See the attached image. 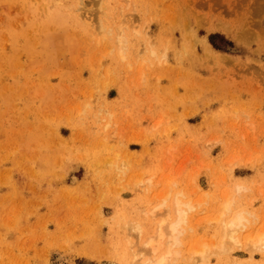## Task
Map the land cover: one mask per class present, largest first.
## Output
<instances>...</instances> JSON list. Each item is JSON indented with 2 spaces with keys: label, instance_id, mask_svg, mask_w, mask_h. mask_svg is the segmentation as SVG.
I'll return each mask as SVG.
<instances>
[{
  "label": "rangeland",
  "instance_id": "374dc122",
  "mask_svg": "<svg viewBox=\"0 0 264 264\" xmlns=\"http://www.w3.org/2000/svg\"><path fill=\"white\" fill-rule=\"evenodd\" d=\"M178 192L171 264H264V0H0V264H127Z\"/></svg>",
  "mask_w": 264,
  "mask_h": 264
},
{
  "label": "bare ground",
  "instance_id": "6f19581e",
  "mask_svg": "<svg viewBox=\"0 0 264 264\" xmlns=\"http://www.w3.org/2000/svg\"><path fill=\"white\" fill-rule=\"evenodd\" d=\"M104 28L107 29L106 27H104ZM108 29H110V28H108ZM140 183H141V181H140ZM146 189H148V188H146ZM164 194L168 195L169 193L165 192ZM181 194H182L181 192L173 193L172 196L169 195L170 197H168L165 195L166 197L164 196L163 198H162L163 195H161L160 203H157L156 204L157 206L155 207V209H153L151 211L156 212L157 211L156 209L166 208V209H168V212H167V214L163 213V212H166V209L163 210L162 213L158 212V216H161V217H158L159 220L156 222V228L154 229L155 230L154 235L151 237L148 236L147 239H144L143 240L144 242H141L139 244L140 246L138 247V249H137V247L135 248L134 243H131V242L127 243V241H126L127 245L126 244L125 245L128 248L130 247L129 249H131L130 251H132L131 254L133 257V258H131V261L127 262V264H171V261H173V259L178 256L179 252H178L177 247L180 244L179 236L182 233L183 225H184V222H185V219L187 216V212L189 210H192L191 203L187 202V201L185 202L182 199L183 195H181ZM180 195H181V197H180ZM232 206H233V200L231 199V197H230V199L226 198L225 202L221 206V208H222L221 214H219V217L216 219V221H220V219L222 218L223 215H225L226 216L225 218H227V219H225V218L222 219V223L219 226V230H217L218 239H216V243L213 244L211 248H209L207 243L202 241V240L198 241L197 243H193V245L189 246L191 248L193 246V248H192L193 251H192V249H190V253H191L190 255H193L194 257L197 256L196 258H198V260L204 262V261H207L208 257H210L209 255H214V256L219 258L220 256L227 253L230 250V247H232V246H228L229 244L232 245L231 242H233V244L236 245V248H238L240 246V243H241L239 240L240 236L238 237L237 234L239 235L240 231L243 228H246L247 225L249 227L250 223L251 224L252 223L255 224V223L253 222L254 220L250 221L252 219H250V220L248 219V217H250V218L253 217L250 213L248 214L246 211H243V210L233 211ZM144 214H145L144 216L146 217L147 213H145V211H144ZM154 214H157V213H154ZM151 215L153 217L157 216V215H153V213ZM228 215H230V216H228ZM254 219L256 220L257 218L254 217ZM139 222H137V220L135 218V220L133 222H131L129 224V226H127L128 232H132V233L134 232V234L137 233L138 235H141L143 231L141 230V228L138 224ZM151 222L153 223L154 221H151ZM263 225L262 224H260V226L258 225L259 226L258 230H257L258 233H257V231H255V233L253 234V237L250 236L251 233H249V234L243 233L244 236L247 235V236H245L247 238H245L242 235L243 238H245V240H246V242H244L245 240L243 239V242L247 246L244 244L243 245H244L245 249L247 248V250L249 252V259H251L252 254L254 252L258 251V252L264 253V228H263ZM125 228H126V226H125ZM259 228H261L262 231H260ZM127 229L125 230L126 233H127ZM245 232H246V229H245ZM247 233H248V231H247ZM127 234H129V233H127ZM255 234H257V235H255ZM138 235H136V236H138ZM130 236H132V235L130 234ZM132 239L133 240L135 239L134 235H133ZM194 244H196V246ZM136 245H137V243H136ZM235 245H234V247H235ZM131 246H134V247H131ZM244 247H243V249H244ZM131 254L129 252V255H131ZM139 254H140V256H139ZM193 256H190V257H192V258H190L191 260H194ZM141 257H144V259L141 262H139L138 260ZM134 258L136 260L138 259L137 263H135L136 261H134ZM196 261H197V259H196ZM107 264H115V263L110 262ZM229 264H235V262H230Z\"/></svg>",
  "mask_w": 264,
  "mask_h": 264
}]
</instances>
